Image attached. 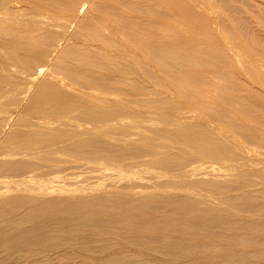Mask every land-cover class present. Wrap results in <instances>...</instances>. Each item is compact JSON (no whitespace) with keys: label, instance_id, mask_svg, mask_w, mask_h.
<instances>
[{"label":"bare ground","instance_id":"obj_1","mask_svg":"<svg viewBox=\"0 0 264 264\" xmlns=\"http://www.w3.org/2000/svg\"><path fill=\"white\" fill-rule=\"evenodd\" d=\"M259 7L260 6L257 5L256 9L258 12L260 11ZM255 12L256 11L249 12V10H247L245 0H0V59L3 58V61H0V82L4 80L7 82L11 80L12 76L19 79L18 83L16 82L17 79H12V82H16L14 86H12V82L9 81L12 87L7 85V83L2 86L0 84V98L5 95L4 90L7 91V88L4 87L9 86L12 89L14 88L15 93L21 90L20 94H17L18 97L20 95L21 104H24L29 99H31V102L33 101V104H37L41 95H47L45 98H48L49 103L58 105L61 110L63 108L60 105L70 101L68 104H73L72 106L74 108L78 106L83 107V104H87L88 106L89 104V106L92 105L90 107L96 106L97 109L107 107L110 110H115L114 113H122L121 111L123 108L126 106L127 109V105H130V100H127L129 98L126 99L123 95L125 90L129 89L128 91H135V93L138 91L143 92V89L148 88L145 87V84H148L150 87V84L151 86L154 85L152 82L158 83L159 80H168L171 84L170 86L175 90L174 93V90L172 91V88H169L170 91L174 93V96L176 92H179L181 98L185 96L197 113L200 112L204 117L206 116L205 118L202 115L199 116V118L195 117L197 114L193 115L191 112H185L187 108H184V112L177 113L178 116L180 115L177 120L180 122L191 121L194 124L191 123L192 125L188 130H180L178 127L174 132L176 137L181 139V135L189 133L209 135L211 131L210 128L201 125L200 120L218 121V124L219 121H227L231 129L235 131L241 130L246 139L253 141L254 138L259 137L258 140L264 146V117H262L264 112L261 116L259 114L261 112L255 113L261 111V104L264 106V101L260 98L263 94L260 95L259 93L261 92L258 89L256 90L259 91V93L251 88L254 86L260 87V90L264 88V60L255 56L256 53L264 56V39L260 37V33L259 35L256 34V31H264V21L262 24L258 23L254 16ZM262 17L263 16H261V18ZM239 29L242 30V32ZM180 30H182V32H180ZM223 34L225 35L223 36ZM226 37L234 40L238 44L236 50L230 48L227 40H225ZM222 39H224V41H221ZM242 47L248 53H254L255 55H252H254L256 59H252L250 57L251 54L243 55L239 53L238 51H240ZM2 70L4 74L8 76L7 78L4 74H1ZM9 75H11V77H9ZM230 80L231 82H229ZM41 82L46 84V86L43 90L41 89L42 92L35 93ZM24 83L25 87L23 86ZM21 84L24 88L19 86ZM18 87H20L19 91ZM263 90L264 89H262V91ZM181 98H179V100ZM78 99H81L82 102ZM251 100H257L259 104L255 103L258 104L257 106L259 108L257 107L255 110L253 106L256 104L254 105ZM185 103L182 104L186 106ZM261 108L264 111V107ZM180 111L181 110H178V112ZM68 112H70V110ZM119 117L110 122H107V120L102 121L101 124L99 123L100 126L71 123L72 121H77L75 120L77 118L65 119L63 117L66 120L63 121L64 126L71 128V131L74 133L72 135L70 133L69 135H65L64 133L57 138L56 134H53V132L58 131L54 126L58 124L53 123V121L57 120L58 123H60L62 119L47 120L52 121V123L50 122L48 125H46L47 123H45V120H38L35 121L36 124H30L32 127L38 125L42 128L44 127L45 130L47 129V132L50 131V138H53L51 136H55V141L53 139L51 142L48 136L45 137V141H41L45 142V148H47L46 146L48 144L47 149L54 147V149L52 148L54 156L61 150L63 151L65 148H70L76 153H80V155L84 154L88 156V160H86H92V164L95 162L93 165L97 164L98 166L100 164L99 162L103 159L108 161L106 163H108L109 167L112 166V163H120L119 165H115V167L117 169L121 167V169L114 171V169H116L113 167L114 165L109 168L108 165L102 161L105 165L103 166V163L99 165L101 169L104 168V170H101V173L109 172V170L110 173L109 176H102L101 174L100 177V169L94 168L96 166H92L89 161L88 164L91 165H88L85 170L84 168L87 163L84 162L85 160H81L84 163L83 170L87 173V168L88 170L90 169V176H87L88 180L93 179L92 182H95V180L98 182L94 184L91 182L89 185L87 182H82L85 180V177H80L83 171H76L74 172L75 176H71L74 170H68L72 172L71 174V172L69 173L67 170L61 172L56 169L57 177L55 172V179H58L60 175L63 177L61 178L60 176V180L58 179V183H60L59 186L58 183L54 182V184H57V186H55L51 183L55 180L53 175H49L53 177L52 180L50 179L51 181H49L50 177L48 176L49 170L51 172L52 169L48 170L46 169L47 167H44L46 169L44 172L41 166L43 163L45 166V161L42 159V163L40 159L41 162L37 161L36 163L35 161L36 165L34 162H28L30 163L28 172L26 171L27 168L24 167L26 172L22 173L20 171V174V172L17 171L19 175H12L13 178L12 176H7L9 178L4 176L7 179L5 178V180L2 179L0 181V183L2 182V184H5L4 186L0 184V253L3 252V254H6L4 251L11 252L13 249L20 246L36 249L35 247L39 248V246H43L48 242L46 248L48 246L52 247V241L59 239H65V241H70L71 243L75 238L80 239L82 243L79 244L82 246L92 241L94 243H87V245L89 244V246H92L100 243V241H97L98 243L96 244V240H103L105 238H108V240H120L123 236L125 239L129 238L126 240L127 246L129 245L132 248H136V253L140 257L147 256L153 258V264H201L205 259V254L201 252V248H205L206 250L204 251L211 253V259L216 257L218 260L227 262L228 264H250L253 259L257 258L264 260L259 255L264 245L258 243L255 246L258 242L257 237H259L257 234L261 235V232L264 231L263 219H259L264 218V211L262 212L260 209L263 205L259 203L260 206L258 207L262 213L256 214L259 210L257 209L255 213L250 214L248 211H252L256 208L254 206V208L251 207L254 199L253 197L256 196H253L250 192L251 195H249L253 197H248L249 191H245L246 195H244L241 192L244 190L242 189L243 187L236 190L233 189L232 191L230 190L227 185L233 176V172H237L234 167H219L218 169L214 165L199 167L193 163L174 166L173 160L166 157L168 152L171 153L173 151L165 147L167 151L166 153H162L160 151L163 150L158 151V149L161 148H152L149 145H147L150 147V149H148H152V151L142 156H139L141 155V151L136 149L139 150L140 154H137L138 156H135V158H114L116 155H112L113 150L110 146H116V144L120 145L123 140H121L122 142L118 141L119 143L115 142L118 139L114 140L116 144L114 143L115 145H110L108 148V142L112 139L108 141V138H105L103 134L107 136L106 132L110 130L112 124L116 125L122 122L124 123L122 125H125L126 121L123 122L122 120H118ZM200 117H202V119H200ZM1 118L3 121H7V125H10L9 123L13 119L11 115L5 120L3 119L4 117ZM96 118L97 117L94 119ZM0 122L2 124L5 123L2 121ZM138 123L135 128L138 127ZM7 125L5 124V126ZM11 125L13 126V124ZM61 125L63 124L61 123L59 126ZM8 127L11 126H7V128ZM218 127H220L217 130L218 134L225 137L227 141H231L233 135H222V133H220L222 129L227 131L230 130V128L228 126H226L228 129L224 126L221 127L220 124L217 125L216 129ZM0 128H3V131H0L1 140L4 136V132L6 134L7 132L4 130L6 127ZM135 128H133V131H135ZM137 130L138 129H136V132ZM41 132L39 130V134H41ZM222 132L225 133V131ZM231 133H233V130H231L229 134ZM9 134L7 136L8 139L11 137V135L9 137ZM15 134H12V136ZM39 134L37 136H39ZM27 135H24V137ZM130 136L131 135H127V139ZM24 137L20 138L22 145V139ZM32 137L30 139H32ZM131 137L135 138V136ZM20 139L16 142H20ZM26 139L24 138L25 141L28 140ZM208 140L209 136H204V141L206 142ZM192 141V137H186L182 140L185 146L187 144L188 146L190 145V147L193 144ZM129 142L134 143V141L127 142V144H131V147H134L132 143ZM28 143L24 145L25 147L27 145L29 148L31 146H29ZM123 143H125V141ZM5 144H8V141H5ZM36 145L37 144H35V147L24 149L28 153L24 155L20 152V156L22 157L23 154V157L25 158L26 156V159L27 157L30 159L29 156L31 157L32 155L40 157V154L43 153L42 148H45H38L39 146L37 145L36 147ZM121 145L123 147L119 148L118 146V148H123L124 150L126 146H124V144ZM6 147L8 146L6 145ZM145 147L142 146L141 149ZM118 148L115 147L113 149L119 151ZM17 149H15V151ZM47 149L46 151H48ZM125 150L129 151L130 147L129 149L126 147ZM18 151H20V149H18ZM43 151L47 153L45 150ZM131 151L128 153H131ZM133 151L135 152V150ZM12 152L14 155H7L8 153H6L5 156H9V159H13V157L16 156L15 152ZM12 152L10 151L9 154ZM120 152L126 155L125 152ZM73 153L74 152H70V155H73ZM64 154L65 152L63 155ZM125 155L122 156L125 157ZM170 156L172 157L171 154ZM39 157L37 158L39 159ZM82 157L84 156L82 155ZM97 158L100 161L96 163V161H98ZM141 158H146L147 161L144 160L146 162L143 163L144 161ZM14 159L7 163L6 161L2 162V160L0 162V171H6V173L10 172V174L15 172L13 174H16L18 167L16 169L15 167L16 165L20 167V165L16 163L14 167ZM20 160L22 161V158ZM140 160L143 162L141 163ZM38 162H40V164ZM48 162L46 161V164H48ZM129 162L131 163L129 164ZM37 165L40 166L41 169H39ZM129 165L132 171L122 169V167H129ZM143 165L147 166L146 170L152 171L154 170L152 166L156 165L158 169L164 171L163 174H161L162 172L157 174V178L162 175L166 177V180L161 181V178H159V180L154 176L155 178L152 179L153 182L155 183L156 179L159 181L156 180L157 183H152V185L154 184L153 186L136 185V181L134 182V180L133 184L131 180L134 177L133 175L136 174L135 171L137 168L140 169V167L145 169ZM57 167L60 166L58 165ZM80 168L81 167H79V169ZM157 168H155V171L158 170ZM40 171H43L41 172L43 175ZM60 172L62 174L68 172L67 174L70 175L66 174L67 176H64V174L62 175ZM77 172L81 174L79 175ZM58 173L60 175H58ZM110 174H112V176L115 175L114 177L117 175L119 179L116 177L118 180H115V178L112 177L114 180L113 182L110 180ZM40 175L45 179H47L48 176L46 181H49V183H47L54 186H48L46 185L47 183L42 182ZM137 175L136 178L138 177ZM70 176L72 178H70ZM15 177L16 179H14ZM106 177L108 179H106ZM63 178H70L73 180L71 181L69 179L71 182L68 184L67 182L65 183V181L69 180ZM78 178L82 180L78 181ZM102 178L106 179L109 183L105 180H102L103 182L99 180ZM141 178L139 177V179ZM125 181H127V183L121 184V182ZM138 182H140V180ZM78 183L83 184L79 186ZM70 184L74 185L70 186ZM77 184L78 186H76ZM263 190L258 193H262L264 197ZM174 191H176V193ZM233 191H239L238 193H242L244 196L240 195L241 197H238L239 195L235 192L234 193L238 196H229V192ZM252 192L254 193V191ZM256 193L257 191H255L254 195H256ZM259 194H257V197L264 200V198H260ZM160 196H162V198ZM213 199L218 200L220 203H225V206L232 205V207L234 206V209L237 208L238 211L242 209L240 212L243 211V214L248 213L250 217L243 218L245 215L242 214V216L237 210L236 212H229L228 210L227 212L224 210L225 213L227 212L226 214H234L235 216H227L229 218L225 220L226 217L222 215L225 213H222L221 216H224L225 221L223 222L220 216V211L223 209L220 210L219 208H215L216 206L214 207L215 204ZM259 199L256 198V200L261 202ZM155 200L156 203H158L156 204L158 207L159 205L166 207V205L168 206L171 203L169 207H172L173 211L172 208H170L171 211H167L168 213L154 209L152 201L155 203ZM164 200L166 201L165 204L167 202L169 203L164 205L163 202V205H161L159 204L160 202H157L161 201L162 203ZM220 203H218L219 205L217 206H222V203ZM255 203L258 202L256 201ZM156 205L155 207H157ZM206 206H209L210 210H206ZM221 206L220 208L225 207L224 205ZM239 207L242 208L239 209ZM262 208H264V206ZM163 210H165V208ZM223 233L229 235H223ZM156 235L157 238L159 237L158 239ZM253 235H255V237L257 235L255 239L257 242L255 244ZM238 237L244 240V243H242L241 241L243 240L239 239L240 243H242V247L243 244L247 247V249L243 247V250L248 251L247 255L244 251H241L242 253L237 252V248L241 246ZM154 239L155 241L160 240V242L157 241L159 243H156ZM62 242H64V240H62ZM108 245H110V243ZM114 245L110 246L113 248ZM86 246L84 245V248ZM106 246L107 245H105V247ZM183 246L185 247L183 248ZM105 247L102 248L109 250L108 246L107 248ZM118 247L120 248L121 246ZM98 249H101V247ZM176 251L178 254H171ZM181 251L185 252L181 254ZM34 253L36 255L38 252L35 251ZM123 253L125 252L123 251ZM40 255L39 253L37 256L39 257ZM122 257L118 256V254H111L103 259L99 257L100 260L98 264H116L119 261H123ZM133 259L136 260L138 258L135 256ZM143 263L146 264L147 262H142L141 264Z\"/></svg>","mask_w":264,"mask_h":264},{"label":"rangeland","instance_id":"obj_2","mask_svg":"<svg viewBox=\"0 0 264 264\" xmlns=\"http://www.w3.org/2000/svg\"><path fill=\"white\" fill-rule=\"evenodd\" d=\"M246 1V8H247V10H249V12H251V11H256L255 13H254V16H255V18L257 19V21H258V23H263V19H264V2H263V0H245ZM251 1V2H250ZM254 1V2H253ZM251 3V4H250ZM256 5V6H255ZM257 5H259L260 7V11H262V12H258L257 11ZM254 6V7H253ZM206 9V8H205ZM204 9V10H205ZM263 9V10H262ZM261 16H263L262 18H261ZM260 21V22H259ZM264 24V23H263ZM177 28V27H176ZM255 29V28H254ZM260 29H261V27H260ZM240 30V29H239ZM263 30H264V25H263ZM241 32H242V30H240ZM256 31V30H255ZM180 32H182V30H180ZM257 33L256 34H258L259 35V33H260V37L262 38V39H264V31L261 33V32H258V31H256ZM222 33V32H221ZM225 34H223V36H224ZM225 40H227V43H228V45L230 46V48H232L233 50H236L237 48H238V44L234 41V40H232V39H230V38H228V37H226V39ZM221 41H224V39H222ZM239 53H242L243 55H248V54H251V53H248L243 47L241 48V50L240 51H238ZM252 54H254V53H252ZM251 54V58L252 59H256L255 57H254V55H252ZM257 58H261V60H264V56H262V55H260V54H257L256 53V55H255ZM263 58V59H262ZM3 58H1L0 59V61L2 62L3 60H2ZM1 74H4V72H3V70H2V73ZM5 75V74H4ZM5 77L7 78L8 76H6L5 75ZM9 77H11V75H9ZM13 78H15V76H12L11 77V80H9V81H11L12 82V79ZM17 79V77L15 78V80ZM14 80V79H13ZM143 80V79H142ZM9 81H1L0 82V84H1V86L2 85H6V83H7V85H10V83H9ZM18 81H19V79H17L16 80V82L18 83ZM163 80H159L158 81V83H154V82H152V84H154L153 86H151V84H150V87H149V85L148 84H145V87H148V88H145V89H143V92L142 91H138V92H136L135 93V91H128L129 89H127V90H125V92L123 93V95H124V97L127 99V98H129V99H127L128 101L130 100V102H129V104L130 105H127V109H126V106L123 108V110L121 111L122 113H118V112H116V113H114V111H113V109L112 110H110L109 108H107V107H102V109H97L96 108V106H94V107H90V106H92V105H90L89 106V104H88V106H87V104H83V107H76V108H74L72 105L73 104H68L70 101H67V102H64L62 105H60L63 109L61 110L60 109V107H58V105H52L51 103H49V100H48V98H45V97H47V95H41V98H40V100H38L37 101V104H33L30 100L31 99H29V100H27V102H25L24 104H21L22 103V101H21V99H20V95H19V97H18V95L17 94H20V92H21V90H20V87H18L19 89H18V91L20 90V92H16L15 93V91H14V88L12 89V88H10L9 86H6V87H4V88H7L6 90L7 91H5L4 90V92H5V95H3L1 98L3 99H1L0 98V113L2 114H0V121H2V122H5V123H1L0 124V127H6L7 128V126H11V127H8L7 129L5 128L4 130L7 132V134L4 132V136H3V140L1 141L0 140V162L2 161V162H4V161H6V163L8 162V161H10V160H13L14 158V160H15V163H14V167H15V165H16V163L18 164V165H20V167L19 166H17L16 165V167H15V169L17 168V170H16V174H13V173H15V172H12V174H10V172L9 173H6V171L4 172V171H0V181L3 179V180H5V178L7 177V176H14V175H19V173L18 172H22V173H24V172H28L29 170H28V167H29V164L30 163H35V161H36V163H37V161H40V159H41V161H42V163H43V160L45 161V166L42 164V169H44L43 171L45 172V170L46 169H52L51 170V172H50V170H49V174H48V176L50 175V174H52L53 175V177H54V179H55V176H54V174H55V172L57 171V170H59V171H68L69 169L72 171V170H74L73 171V174H72V172H71V176H75L74 175V172H76V171H83L82 172V174L81 173H79V172H77V174L79 173V175H80V177L81 178H83V177H85L84 179L86 180H83L82 182H87V184L89 185V184H91V182L93 181V179L92 180H88V178H87V176H90L89 174H90V172H89V170H88V168H87V173L83 170V160H85L84 162L85 163H87L86 164V166H85V170H86V167H88V165L90 166L91 164H92V160L90 161L91 162V164H88V162L89 161H87L88 160V156H85L84 154H81L80 155V153H76L74 150H72V149H70V148H68V149H64L63 151L61 150L60 152H58L55 156H54V154L52 153V148L54 149V147H52V148H49V149H47L48 148V144H47V148H45V146L44 145H46L45 144V142H41V141H45L44 139H45V137L46 136H48L49 138H50V135H49V133H50V131L49 132H47L48 130L46 129H44V127L42 128L41 126H31L30 124H32V123H34V124H36V122L35 121H38V120H40V121H42V120H45V123H47L46 125H48V123L50 124V122L52 123V121H47V120H56V119H62V121H60V123H58V121L56 120V121H53V123H56V124H58L57 126L56 125H54L55 126V128H57V132L56 131H54L53 132V134H56V138L58 137V136H62V134H64L65 133V135H69V133L72 135L74 132L73 131H71V128H67V127H65L64 126V120L65 119H69V118H77V119H75V120H77V121H69V122H71V123H77V124H80V125H82V123H83V125L85 124V125H98V126H100V124L102 123V121H106L107 120V122H110V121H113V120H115V118L117 119L119 116V119L118 120H122L123 122H125V127L122 125V124H124V123H119V124H116V125H114V124H112L111 126H110V130H107V132H106V135L107 136H105V134H103L104 135V137L106 138H108V141L110 140V139H112V140H110L109 142H108V148H109V146L110 145H115L116 143H119V142H122L121 140H123V142L125 141V143H121V144H124V146H126L127 147V149H129V147H130V150L128 151H126L125 150V148L126 147H124V150H123V148L122 149H119V148H121V147H123L121 144L119 145V144H116V146H110V148L113 150V153H112V151H111V153H112V155L113 156H115L114 158H135V156H138L140 153H141V155H139V156H142L143 154H147L148 152H151L152 151V149L151 150H149L150 149V147H152V148H157L158 149V147L159 148H161V149H158V151H160V150H163V151H160V152H162V153H166V149H165V147H167L169 150H171V151H173V152H171V153H167V156L166 157H168V159L170 158V159H172L173 160V165L174 166H177V165H179V164H181V165H185L186 163H193V164H195L196 166H199V167H202V166H204V165H207V166H212V165H214V166H216V168H218L219 169V167L220 168H222V167H226V168H229V166H232V168L234 167V169L237 171V172H233V176H232V178L230 179V182L228 183V187L230 188V190L232 191L233 189L234 190H236V189H238V188H242V189H244L243 191H241L244 195H246L245 194V191H249L248 192V197H253V196H256V197H253L255 200H256V198L257 199H259L257 196V194H259L258 192H261V190H263L264 189V146L261 144V142L258 140V138L259 137H256V138H254V140L253 141H251V140H248V139H246L245 138V136H244V134H243V132L241 131V130H238V131H235L234 129H231V127L229 126V123H227V121H222V122H220L219 121V124L221 125V127L222 126H224L225 128H227L228 129V127L230 128V130H223L222 128V130H221V132H220V130H219V132L220 133H222V135H233L232 137V140L231 141H227L226 140V138L225 137H222V136H220V134H218V129L220 128V127H218L217 129H216V127H217V125H219L218 124V121H201L200 120V123H201V125H203V126H207V127H209L210 128V133H209V135H203V134H201V135H197L198 133H189V134H184V135H181L182 136V138L180 139V138H178V137H176L175 135H174V132L178 129V127H179V129L180 130H188L190 127H191V125L192 124H194L193 122H191V121H187V122H180V121H178L177 119H178V117L180 116H178V114L179 113H181V112H184L183 110H184V108H187V109H185V112H191V113H193V115L194 114H197V115H195V117H198L199 118V116H201L202 114L200 113V112H196V110H194L193 109V107L191 106V104L189 103V100L186 98H184L183 97V95H182V97L183 98H181V95H180V93L178 92H176V94H175V96H174V93H175V90L170 86L171 84L168 82V80H164L163 82H162ZM16 82H12V86H14V84H16ZM167 82V83H166ZM229 82H231V80L229 81ZM228 82V83H229ZM3 83V84H2ZM166 83V84H165ZM159 84V85H158ZM163 84V85H162ZM10 85V86H11ZM148 85V86H147ZM158 85V86H157ZM11 86V87H12ZM19 86H21V88H24L25 87V83L23 84V86L24 87H22V84L21 85H19ZM46 86V84H44V83H40L39 85H38V90L37 91H35V93H40V92H42L41 91V89L43 90L44 89V87ZM168 86V87H167ZM257 86V85H256ZM156 87V88H155ZM159 87H161V88H159ZM167 88V89H165V88ZM172 88V91L174 90V93H172V91H170V89ZM258 87V86H257ZM251 87V88H253V90L255 89H258L261 93H259V91H257V93H259L260 95L261 94H263L264 95V90L262 91V89H264V88H261V90H260V87ZM9 88V89H8ZM170 88V89H169ZM163 89V90H162ZM168 89H169V91H168ZM156 90V91H155ZM9 91V92H8ZM148 91V92H147ZM157 91H159V92H157ZM168 91V92H167ZM141 92V93H140ZM171 92V93H170ZM7 93V94H6ZM148 93V94H147ZM170 93V94H169ZM147 94V95H146ZM164 94V95H163ZM166 94V95H165ZM150 95V96H149ZM159 95H160V97H159ZM180 95V96H179ZM259 95V96H260ZM263 95H261L260 96V98L261 99H263L262 101H264V96ZM137 96H140V97H137ZM143 96V97H142ZM153 97H154V101H153ZM158 97H159V99H158ZM181 98L180 100H179V98ZM142 98V99H141ZM156 98V99H155ZM20 99V100H19ZM41 99H43V100H41ZM160 100L161 102H163V103H161L160 101H158V100ZM167 99V100H166ZM14 100V101H13ZM48 102H47V101ZM78 100H80V102H82V100L81 99H78ZM131 100H133V101H131ZM139 100V101H138ZM150 100V101H149ZM157 100V101H156ZM28 101H30V102H28ZM40 101V102H39ZM149 101V102H148ZM41 102H42V104H41ZM46 102V103H45ZM132 102H134V103H132ZM150 104V102H151V106L148 104V103ZM167 102V103H166ZM186 102V103H185ZM251 102L252 103H254V105L256 104V103H258L257 102V100H251ZM250 102V104H252ZM256 102V103H255ZM77 103H79V102H77ZM144 103V104H143ZM153 103V104H152ZM155 103H156V105H155ZM166 103V104H165ZM185 103L186 104V106H184L183 104ZM50 104V105H49ZM170 104V105H169ZM259 104V103H258ZM258 104H256L255 106H253V104H252V106L253 107H255V110H256V108L258 107L257 105ZM18 105H19V107H18ZM21 105H22V107H21ZM27 105V106H26ZM40 107H39V106ZM42 105V106H41ZM159 105V106H158ZM260 106V105H259ZM5 107V108H4ZM9 107V108H8ZM12 107V108H11ZM35 107V108H34ZM55 107V108H54ZM58 107V108H57ZM161 107V108H160ZM164 107V108H163ZM170 107V108H169ZM192 107V108H191ZM261 107H264L263 106V104H261ZM260 107V109H261V111H258V112H255V113H259V112H261V113H259L260 114V116L262 115V113L264 112L263 110H262V108ZM11 108V109H10ZM18 108H19V110H18ZM66 108V109H65ZM73 108V109H72ZM107 108V109H106ZM130 108V109H129ZM189 108V109H188ZM259 108V107H258ZM3 109H4V111H3ZM59 109H60V111H59ZM65 109V110H64ZM77 109V110H76ZM81 109V110H80ZM154 111H153V110ZM161 109V110H160ZM176 109V110H175ZM191 109V110H190ZM193 109V110H192ZM31 110H33V111H31ZM40 110V111H39ZM53 110V111H52ZM67 110V111H66ZM70 110V112H68ZM74 110V111H73ZM96 110V111H95ZM109 110V111H108ZM126 110V111H125ZM178 110H181L180 112H178ZM188 110H190V111H188ZM257 110H259V109H257ZM46 111V112H45ZM62 111V112H61ZM64 111H65V114H64ZM107 111V112H106ZM147 111H148V113H147ZM152 111V112H151ZM171 111V112H170ZM175 111V112H174ZM177 111V112H176ZM72 112V113H71ZM98 112H100V113H98ZM112 114H111V113ZM156 112V113H155ZM172 112H174V113H172ZM20 113V114H19ZM50 113V114H49ZM60 113V114H59ZM79 115H78V114ZM103 113V114H102ZM176 113V114H175ZM178 113V114H177ZM254 113V112H253ZM54 114V115H53ZM88 114V115H87ZM95 114V115H94ZM106 116H105V115ZM109 114V115H108ZM120 114H122V115H120ZM7 115V116H6ZM11 115V117L13 118L11 121H10V125H7L8 123H6L7 121H3L2 120V118L1 117H4L3 119L5 120L8 116H10ZM19 115V116H18ZM71 115V116H70ZM98 115V116H97ZM119 115V116H118ZM175 115V116H174ZM263 115H264V113H263ZM262 115V117H264ZM5 116H6V118H5ZM14 116V117H13ZM43 116V117H42ZM58 116V117H57ZM68 116V117H67ZM75 116V117H74ZM89 116H91V117H89ZM110 116H112V117H110ZM203 116V115H202ZM215 116V115H214ZM39 117V118H38ZM65 119H64V118ZM84 117V118H83ZM87 117V118H86ZM95 117H97L96 119H94ZM103 117V118H102ZM104 117H106V118H104ZM160 117V118H159ZM171 117V118H170ZM204 117V116H203ZM206 117V116H205ZM204 117V118H205ZM38 118V119H37ZM43 118V119H42ZM93 118V119H92ZM102 118V119H101ZM169 118V119H168ZM174 118H175V120H174ZM30 119V120H29ZM85 119V120H84ZM98 119V120H97ZM110 119V120H109ZM168 119V120H167ZM171 119H173V120H171ZM200 119H202V117H200ZM25 120H26V122H25ZM100 120V121H99ZM210 120H213V119H210ZM47 121V122H46ZM66 121V120H65ZM175 121H176V123H175ZM44 122V121H43ZM120 122V121H119ZM139 122V123H138ZM142 122V123H141ZM179 122V123H178ZM226 122V123H225ZM26 123V124H25ZM29 123V124H28ZM44 123V124H45ZM63 124V125H61L62 126V128H61V126H59L60 124ZM87 123V124H86ZM95 123H97V124H95ZM100 123V124H99ZM114 123V122H113ZM116 123V122H115ZM138 123V127H136L135 128V126H137L136 124ZM145 123V124H144ZM192 123V124H191ZM5 124L7 125V126H5ZM11 124H13V126L11 125ZM16 124V125H15ZM106 124V123H105ZM121 124V125H120ZM223 124V125H222ZM2 125H4V126H2ZM15 125V126H14ZM133 125V126H132ZM17 126H19V127H17ZM226 126H228V127H226ZM14 127V128H13ZM41 127V128H40ZM58 127H60V128H58ZM122 127H124V128H121ZM127 127V128H126ZM223 127V128H224ZM36 128H38V129H36ZM40 128V129H39ZM65 128V129H64ZM113 130H112V129ZM133 128H135V131H133L134 129ZM224 128V129H225ZM2 129V130H1ZM11 131H10V130ZM13 129V130H12ZM22 129H24V130H22ZM44 129V130H43ZM65 131H63V130ZM69 129V130H68ZM116 131H115V130ZM136 129H138L137 130V132H136ZM15 130V131H14ZM29 130V131H28ZM39 130H40V132H41V134L43 135H41V134H39ZM60 130V131H59ZM117 130H118V132H117ZM231 130H233V133H231V134H229L230 133V131ZM0 131H3V128H0ZM12 131H13V133H12ZM20 131H21V133H20ZM62 131H63V133H62ZM106 131V130H105ZM108 131H109V133H108ZM122 131H124V132H122ZM222 131H225V133L224 132H222ZM229 131V132H228ZM10 134H9V133ZM46 132V133H45ZM56 132V133H55ZM1 133V132H0ZM17 134V137H16V134ZM18 133H19V137H18ZM30 133H31V135H30ZM39 134V136H37L38 134ZM59 133V134H58ZM61 133V134H60ZM118 133H121V134H118ZM123 133V134H122ZM126 133V134H125ZM5 134H6V136H5ZM8 134H9V137H10V135H11V137H13V138H11L10 137V139H8ZM12 134H15V135H13L12 136ZM23 136H22V135ZM29 136H28V135ZM133 134H135V135H133ZM24 135H27L26 137H24ZM34 135V136H33ZM52 135V134H51ZM127 135H131V136H135V138L134 137H128V139H127ZM33 136V137H32ZM42 136V137H41ZM204 136H209V140L208 141H204ZM210 136H212V137H210ZM21 137H24L27 141H25L24 140V138L22 139V143H23V145L21 144ZM32 137V139H30ZM35 137H36V139H35ZM44 137V138H43ZM47 137V138H48ZM51 137H53V138H48L51 142H52V140L54 139V141L56 140L55 139V136H51ZM186 137H192V142H193V144H192V146L190 147V145L188 146L187 144H186V146H185V144H183L184 142H182V140H184ZM6 138V139H5ZM101 138V137H100ZM130 138H131V140H130ZM13 139V140H12ZM16 139V140H15ZM19 139H20V142H16V141H19ZM118 139V140H117ZM135 139V140H134ZM143 139V140H142ZM24 140V141H23ZM114 140H117V141H115L114 142ZM134 141V143L133 142H129V143H132V146H134V147H131V144H127V142L128 141ZM142 140V141H141ZM5 141H8V144H5ZM11 141V142H10ZM12 141H13V143H14V145H13V143H12ZM119 141V142H118ZM149 141V142H148ZM28 143V145L29 146H31V147H29V148H32V147H35V144H37L39 147L38 148H41V147H44L45 149H43L42 148V152L43 153H41L40 154V157L39 156H37V155H32L31 157L29 156V155H27V156H29V158L31 159H28V157H27V159H26V156H25V158L23 157V154L24 155H26L28 152H26L24 149H26V148H28V146L26 145V147H25V145L24 144H26V143ZM7 143V142H6ZM17 143V144H16ZM34 143V144H33ZM112 143V144H111ZM115 143V144H114ZM146 143V144H145ZM153 143V144H152ZM155 143H156V145H155ZM10 144V145H9ZM43 144V145H42ZM130 145V146H127V145ZM141 144V145H140ZM144 144V145H143ZM157 144H158V146H157ZM4 145V146H3ZM6 145L8 146V147H6ZM34 145V146H33ZM37 145H36V147H37ZM139 146V148H138V146ZM145 145H146V147H145ZM147 145H149V146H147ZM163 145V146H162ZM13 146H15V147H13ZM118 146H119V148H118ZM137 146V147H136ZM142 146H144L145 148H143V149H141L142 148ZM23 148V151H22V148ZM118 148L119 149V151L117 150H115V149H113V148ZM20 149V151H18V149ZM28 148V149H29ZM135 150V152L132 150ZM149 148V149H148ZM9 149H11V150H9ZM15 149H17L16 151H15ZM27 149V150H28ZM46 149L48 150V151H46ZM136 149H139L141 152L139 153V150H136ZM5 150V151H4ZM43 150H45L47 153H45ZM69 150V151H68ZM133 151V153H132V151ZM8 151V152H7ZM10 151L12 152V151H14L15 152V156L16 157H13V159L11 158V159H9L10 157L8 156H5V154L6 153H8L7 155H14V153L12 152L11 154H9L10 153ZM120 151H123V152H125L126 153V155L124 154V153H121ZM131 151V153H128V152H130ZM2 152V153H1ZM20 152H22L23 154H22V157L20 156L21 155V153ZM25 152V153H24ZM50 154H49V153ZM65 152V154L63 155V153ZM68 152V153H67ZM70 152H74L73 153V155H70ZM121 154H120V153ZM138 152V153H137ZM53 155H52V154ZM128 153V154H127ZM134 153H136V154H134ZM3 156H2V155ZM19 156H17V155ZM44 154V155H43ZM69 154V155H68ZM72 154V153H71ZM117 154H119V155H117ZM132 154V155H131ZM134 154V155H133ZM138 154V155H137ZM170 154L172 155V157L170 156ZM43 155V156H42ZM82 155L84 156V157H82ZM121 155V156H120ZM125 155V157H123V156ZM129 155V156H128ZM2 156V157H1ZM39 157V159L37 158V157ZM57 156V157H56ZM75 156V157H74ZM5 157V158H4ZM36 157V158H35ZM64 157V158H63ZM73 157H74V159H73ZM7 158V159H6ZM17 158V159H16ZM19 158V159H18ZM22 158V161L20 160ZM71 158V159H70ZM100 158V157H99ZM147 158V157H146ZM146 158H141L143 161L144 160H146ZM43 159V160H42ZM87 159V160H86ZM140 159V158H139ZM28 160V161H27ZM34 160V161H33ZM74 160V161H73ZM77 162H76V161ZM82 160V161H81ZM96 160V159H95ZM94 160V161H95ZM97 160H98V158H97ZM129 160V159H128ZM131 160V159H130ZM16 161H18V162H16ZM40 161V162H41ZM46 161L48 162V164H46ZM73 161V162H72ZM100 160H98V161H96V163L97 162H99ZM102 161H104V163H106V162H108V161H105V160H101V162H99L101 165H102ZM136 161H139V160H136ZM141 161V160H140ZM143 161H141V163L143 162ZM147 161V160H146ZM146 161H144L143 163H145ZM28 162H30V163H28ZM40 162H38L39 164H40ZM50 162H51V164H50ZM113 162V161H112ZM132 162H133V160H132ZM10 163V162H9ZM8 163V164H9ZM36 163H35V165H36ZM72 163H74V164H72ZM95 163V162H94ZM93 163V164H94ZM103 163V166L105 165ZM131 162H129V164H130ZM23 164H25V165H23ZM38 164V165H39ZM56 164V165H55ZM64 164V165H63ZM66 164V165H65ZM92 164V166H96V167H94V168H98V169H100L99 171H100V177H101V170H104V168H102L101 169V167L98 165L97 166V164L96 165H93ZM107 165H108V163H106ZM109 164L111 165V163L109 162ZM120 164V163H119ZM118 163L116 164V162H115V164H113L112 163V166L113 167H115V165H119ZM138 164H140V163H138ZM137 164V165H138ZM37 165V166H38ZM46 165H49V166H46ZM60 166V167H57V166ZM141 165V164H140ZM140 165H138V166H140ZM147 165V164H146ZM149 165V164H148ZM23 166V167H22ZM54 166H56V167H54ZM68 166V167H67ZM112 166H110L109 167V165H108V167L109 168H111ZM142 166V165H141ZM144 167H145V169H143V167H140V169H138L137 168V172H139V173H137L135 170V175H133L134 177H133V179L131 180L132 181V183H133V180H134V182L136 183V185L137 184H139V185H144V186H153L155 183H157V181H159L160 179L159 178H161V181L162 180H166V177H163L162 175H161V177H159V178H157V174H159V173H161V174H163L164 173V171H161L160 169H158L157 167H156V165H153L152 166V168L154 169L153 171L152 170H146V167L147 166H145V165H143ZM27 168L26 169V171H25V168ZM32 167V166H31ZM39 167V169H41L40 168V166H38ZM46 169H45V168ZM65 167V168H64ZM72 167V168H71ZM75 167H77V168H75ZM79 167H81L82 168V170H81V168L79 169ZM118 167V166H117ZM150 167V166H149ZM148 167V168H149ZM157 168L158 170H160V171H158L157 169V171H155V168ZM24 168V169H23ZM116 168V167H115ZM141 168H142V170H141ZM147 168V169H148ZM21 169V170H20ZM57 169V170H56ZM65 169V170H64ZM77 169V170H76ZM108 169V168H107ZM118 169H121V167L119 168L118 167ZM117 168L116 169H114V171L115 170H118ZM122 169H125L126 171H132V168H130V165H129V167H122ZM133 169H134V167H133ZM105 170H106V167H105ZM140 170V171H139ZM18 171V172H17ZM43 171H40V173L41 172H43ZM58 171V172H59ZM107 171V170H106ZM113 171V172H114ZM143 171V172H142ZM147 171V172H146ZM152 171V172H151ZM21 172H20V174H21ZM54 172V173H53ZM60 172V173H61ZM69 172V171H68ZM68 172H66V173H63L64 174V176L68 173ZM69 172V173H70ZM104 172V171H103ZM47 173V172H46ZM45 173V174H46ZM88 174V175H86V174ZM107 173V174H106ZM104 172L103 174H102V176H106V175H108L109 176V173H110V170H109V172L107 171V172ZM111 173H112V171H111ZM132 173V172H131ZM8 174V175H7ZM42 175H43V173H41ZM62 174V173H61ZM62 174V175H63ZM98 174V173H97ZM114 174H115V172H114ZM116 174H117V172H116ZM138 174V175H137ZM51 175V176H52ZM56 177H57V172H56ZM58 175H60L59 173H58ZM67 175H70V174H67ZM66 175V176H67ZM79 175H78V177H79ZM118 175V174H117ZM116 175V177L118 178V176ZM136 175L138 176L137 178H136ZM141 175V176H140ZM146 175V176H145ZM4 176H6V177H4ZM13 176H12V178H13ZM39 176V175H38ZM41 176V175H40ZM48 176H47V179H48ZM61 176V175H60ZM60 176H58V179L60 178ZM70 176V178H72ZM107 176V177H108ZM115 176V175H114ZM114 176H112V174H110V177H111V179L110 180H112L113 182H114V180H113V178H115V180L117 179L116 177H114ZM157 178V179H159V180H155V183L153 182V178H155V177ZM166 176V175H165ZM9 177H7V178H9ZM50 177V176H49ZM53 177H50L49 178V181H51L52 180V178ZM63 176H61V178H62ZM69 177V176H68ZM67 177V178H68ZM106 177V179H108V178H110V177H108L107 178ZM113 177V178H112ZM139 177L141 178V179H139ZM163 177V178H162ZM168 177V176H167ZM6 178V179H7ZM69 178V179H70ZM74 178V177H73ZM80 178V180H79V178H78V181H81L82 179ZM131 178H132V176H131ZM165 178V179H164ZM14 179H16V177L14 178ZM38 179H39V177H38ZM41 180H42V182H45V183H49V181H46L47 179H45L43 176H41V178H40ZM44 179H45V181H44ZM51 179V180H50ZM57 179V178H56ZM54 180L53 182H51V183H53L54 184V182L55 183H58L59 182V180L57 181V180ZM63 179H66V178H63ZM62 179V180H63ZM69 179H66V180H69ZM106 179H99L100 181H102V180H105V181H107ZM119 179V178H118ZM117 179V180H118ZM138 179V180H137ZM145 179H147V180H145ZM11 180H13V179H11ZM61 180V181H62ZM71 180V179H70ZM65 181V183L67 182L68 184L73 180H71V181ZM127 180V179H126ZM140 180V182H138ZM8 181V180H7ZM100 181H99V183H100ZM98 182V181H97ZM96 182V180H95V182H92L93 184L94 183H97ZM103 182V181H102ZM108 182V181H107ZM116 182H119V181H116ZM46 184V185H48V186H57V184H54V185H51V184ZM62 183H64L63 181H62ZM65 183H64V185H65ZM73 183V182H72ZM77 183V182H76ZM105 183V182H104ZM109 183V182H108ZM122 183H127V181H125V182H121V184ZM147 183V184H146ZM152 183H154L153 185H152ZM1 185H5L4 183L2 184V182L0 183ZM59 184L60 183H58V186H59ZM74 184H75V181H74ZM74 184H70V186L71 185H74ZM79 184V183H78ZM78 184L76 185V186H78ZM80 184H83V183H80ZM79 184V186H81ZM87 184H85V185H87ZM106 184V183H105ZM134 184V183H133ZM135 185V186H136ZM67 186V185H66ZM76 186H73V187H76ZM147 186V187H148ZM255 186H257V187H255ZM1 187V186H0ZM69 187V186H68ZM139 187V186H138ZM140 187H142V186H140ZM259 188V189H258ZM260 188H262V189H260ZM247 189H249V190H247ZM260 190V191H258V190ZM252 191H254V193H255V191H257V193H256V195H254V193L252 192ZM264 191V190H263ZM175 193H176V191H174ZM236 194H238V195H236ZM239 192V191H238ZM237 191H233V192H229V196H238V197H241L240 195H242V193L241 194H239ZM250 192H251V194L253 195V196H250L251 194H250ZM222 194H223V192H222ZM250 194V195H249ZM224 195H226V194H224ZM244 195H242V196H244ZM227 196V195H226ZM229 196H227V197H229ZM259 196H260V198L262 197V198H264L263 197V194L261 193V194H259ZM158 197V196H157ZM161 198H162V196H160ZM226 197V198H227ZM222 199H225V198H222ZM253 199V201H252V199H251V201L253 202H251L252 204H251V207H256V208H254V210H252V211H248L250 214H253V213H255L256 211H257V209H259L258 207L260 206V204H262L263 206H264V203H263V199H259V200H261V202H259L258 200H256L258 203H255L256 201ZM214 200V207L215 208H219L220 210L221 209H223L222 211H220V216H221V214L222 213H225L224 212V210L225 211H229V212H232V211H235L236 212V210L238 211V209L237 208H235L234 209V206L232 207V205H227V206H225L226 204L224 203H222V206L224 205L225 207L224 208H220V206H217V205H219L218 203H220L218 200H216V199H213ZM212 200V201H213ZM263 200V201H262ZM216 201V202H215ZM218 201V202H217ZM157 202H160L159 204H161V205H163V202H164V205H166V204H168L169 202H167L166 204H165V200L164 201H162V203H161V201H157ZM220 203V204H221ZM260 203V204H259ZM156 204H158V203H156V200H155V203H154V201H152V205L154 206L153 208L154 209H158V210H160V211H162V212H164L165 211V213H168L169 211H171L170 210V208H172V207H169V206H171V203L167 206L166 205V207H168V208H166V207H164V206H160L159 205V207H158V205H156L157 207H155V205ZM212 204V203H211ZM255 204V205H254ZM258 204V205H257ZM152 205H151V207H152ZM213 205V204H212ZM261 205V206H262ZM221 206V207H222ZM240 206H241V204H240ZM262 206V207H263ZM162 207V208H161ZM202 207H204V206H202ZM227 207H228V209H227ZM260 208L261 210H262V212L264 211V208ZM165 208V210H163ZM210 207L209 206H206L205 207V209L207 210H210L209 209ZM226 208V209H225ZM240 208H242V207H239V209ZM258 210V211H260V212H258L257 211V213L256 214H258V213H262L261 212V210ZM240 210H242V209H240ZM240 210L238 211V212H240ZM168 211V212H167ZM172 211H173V208H172ZM227 211V212H228ZM226 212V213H227ZM242 212V213H241ZM240 212V214L242 215L244 212L243 211H241ZM225 213V214H226ZM264 213V212H263ZM222 214V215H224L226 218H225V220H227L229 217H230V215L232 216H235L234 214ZM250 214H243V215H245V216H243V218L244 217H250ZM213 215V214H212ZM224 216H221L222 218H221V220H223V222H225L224 221ZM227 216H229V217H227ZM256 219H258V218H256ZM259 219H263L262 220V222H264V218H259ZM222 222V221H221ZM195 223V222H194ZM259 230V229H258ZM261 231V230H260ZM201 232V231H200ZM200 232H198V233H200ZM216 232H218V231H216ZM224 234H226V235H229V234H227V233H223V235ZM178 235H180V234H178ZM257 235L259 236V237H257ZM256 235V237L259 239H257V241L255 240L256 239V237H255V235H253L254 236V238H253V241H254V244H255V246L259 243H262V245H264V231L263 232H261V235L260 234H257ZM231 236V235H230ZM252 236V237H253ZM125 237H127V236H125ZM229 237V236H228ZM111 238V237H110ZM123 236L120 238V240L119 239H116V240H108V238H105V239H103V240H96L95 242H96V244L100 241V243H98L97 245H98V247H97V245H90L89 246V244L87 245V243H91L92 241H90V242H87V243H85V244H83V246L81 245V244H79V243H82V241H80V239H73V240H75V241H73L72 240V243L70 242V241H65V239H62V240H64V242H62V240H56V241H52V247L51 246H48L47 248H46V246H47V244L49 243H46V244H44L43 246H39V248L38 247H35L36 249H34V248H30V247H26V246H23V247H18V248H16V249H13V251H11V252H5L4 251V253H6V254H3V252H1L0 253V264H98L99 262V260H100V258L102 257V259L103 258H106L107 256H109V255H114V254H118V256H120V257H122V256H124V257H122L121 259L123 260V261H119V262H117L116 264H135L137 261V263L136 264H138V263H142V262H147V263H152L153 262V258H150V257H147V256H139L137 253H136V248H132V247H130L129 245L127 246L126 244H127V241L126 240H128L127 238L125 239V238H123ZM156 238H157V235H156ZM155 238V239H156ZM159 238V237H158ZM157 238V239H158ZM155 239H154V241H155ZM240 237H238V241H239V243H240V240H243V239H240ZM121 240H124V241H121ZM80 241V242H79ZM98 241V242H97ZM103 243H102V242ZM105 241V242H104ZM107 241V242H106ZM111 241V242H110ZM157 241H159L160 242V240H156L155 242L156 243H159V242H157ZM75 242V243H74ZM124 242V243H123ZM162 242V241H161ZM242 243H244V240L243 241H241ZM67 243V244H66ZM74 243V244H73ZM76 243H78V244H76ZM92 243H94V242H92ZM91 243V244H92ZM102 243V244H101ZM106 243H110V245L112 246V245H114L113 246V248L110 246V245H108V244H106ZM242 243H240V245L242 244ZM103 245V246H101V245ZM84 245L86 246L85 248H84ZM105 245H107L108 246V249L110 250H107V249H104V248H102V247H105ZM245 244H243V247L245 248V249H247V247H245L244 246ZM45 246V247H44ZM72 246V247H71ZM94 246V247H93ZM101 247V249H98V248H100ZM107 246L105 247V248H107ZM116 246V247H115ZM118 246H121L120 248L118 247ZM74 247V248H73ZM78 247V248H77ZM110 247H111V249H110ZM118 247V248H117ZM185 246H183V248H184ZM242 245L240 246V248H237L238 250H237V252H241V251H244V253L247 255V253H248V251L247 250H243L244 248L242 247ZM49 248V249H48ZM249 248V247H248ZM29 249V250H28ZM38 249V250H37ZM54 249V250H53ZM82 250V251H81ZM108 251V253H107V251ZM120 250V251H119ZM125 252V253H123V251ZM187 250V249H186ZM204 250H206L205 248H201V252H203V254H205V256H204V261L201 263V264H228L227 262H224V261H221V260H218V258H213V259H211V253L210 252H208V251H204ZM234 250V249H233ZM249 250V249H248ZM38 252L36 255H35V253L34 252ZM245 251H247V252H245ZM122 252V253H121ZM183 252H185V251H183ZM182 251H181V254L183 253ZM200 252V254L202 255V253ZM33 253H34V255H33ZM41 254L39 257L37 256L38 254ZM45 253V254H44ZM100 253V254H99ZM103 253V254H102ZM104 253H105V255H104ZM179 253H180V251H179ZM242 253V252H241ZM240 253V254H241ZM243 253V254H244ZM31 254H32V256H31ZM44 254V255H43ZM133 254V255H132ZM171 254H178V252L176 251L175 253L173 252V253H171ZM207 254V255H206ZM244 254V255H245ZM43 255V256H42ZM46 255V256H45ZM96 255V256H95ZM98 255H99V257H98ZM122 255V256H121ZM136 256V258H138V259H140V260H138V259H133L135 256ZM259 255H260V257L261 258H263L264 259V246H263V248L261 249V251H260V253H259ZM35 256V257H34ZM210 256V257H209ZM132 257V258H131ZM26 258V259H25ZM31 259V260H30ZM45 259V260H44ZM208 259V260H207ZM214 259H215V261H214ZM259 259V260H258ZM86 260V261H85ZM241 260V259H240ZM260 260H262V259H260V258H257V259H253V261L250 263V264H264V260H262V261H260ZM140 261V262H139ZM85 262V263H84ZM184 262H186V261H184ZM205 262V263H204ZM146 263V264H147ZM143 264H145V263H143ZM153 264V263H152ZM241 264H243V263H241Z\"/></svg>","mask_w":264,"mask_h":264}]
</instances>
